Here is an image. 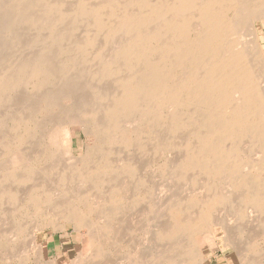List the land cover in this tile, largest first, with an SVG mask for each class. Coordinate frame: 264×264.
Returning <instances> with one entry per match:
<instances>
[{
	"label": "bare ground",
	"instance_id": "obj_1",
	"mask_svg": "<svg viewBox=\"0 0 264 264\" xmlns=\"http://www.w3.org/2000/svg\"><path fill=\"white\" fill-rule=\"evenodd\" d=\"M11 1H8L11 3L10 8L13 7L12 4L22 3L21 1L24 0ZM76 1L78 7L75 3L77 8L74 7L76 8L74 13L77 19L74 21L87 22L84 32L79 28L80 33L85 34L84 37L82 35L83 38L75 42L76 45L73 42V47H76L82 57L85 56L82 63L88 60L86 56L92 57L90 54L92 50L97 49L95 47L98 44L97 40L102 37L101 40H105L103 42L107 47L112 46L113 58L103 61L100 53L95 55L99 60L97 61L99 66L93 74H89L87 71L90 70L89 68L86 69V73L92 76L91 80H96V84L90 81V85L92 83L94 86L91 85L92 88L89 90L91 86L86 83L84 85L81 81L83 77L78 78L84 88L89 85L85 92L88 94L82 95L78 92L80 93L84 88L79 81H74L75 78L72 79L69 75L81 59L79 61L77 59L78 62L74 60L78 56L77 53H74L75 58H68L69 55H66L65 60H60L61 65L57 66V69L60 67L65 73L64 78L68 79L66 82L68 91L62 92L61 89L59 91L55 85L53 86L56 84V77L59 78L57 73L61 72L54 67L52 60L49 61L46 57L41 59L39 55L40 57H34L36 59L31 61L21 58L24 61L16 63L18 65L12 62L15 66L13 65L14 68L12 66L13 69L9 70L10 74L0 75V107L10 100L6 95L17 91L21 86L32 84L31 86L40 91L43 97L40 100V95H37L41 103L35 99V102L39 101L40 104L31 101L36 105L35 107L30 103L31 107L34 106L33 109H30V105H24L30 109L26 110L31 113L29 116L23 117V114H20L22 117L16 116L17 119L14 122L12 120L13 129L8 131V136H13L10 138L19 141L15 143V140H12L13 142L10 140L8 143V138L7 143L3 142L2 149L3 147L4 149L1 151L8 150L12 146L22 147V144L28 141L27 138H33V135L38 138L41 135L42 139L39 138L41 143L55 124H65L67 119L65 117L73 116L82 123L83 134L95 139V146H86L85 156L70 163V167H67L61 175L58 174L60 182L63 180L62 183L65 185L64 190L61 191L60 188L56 191L54 187H50V184L48 186L42 182L35 184L36 180L40 179L49 182L50 176L47 174L50 172L43 171L38 175L34 165L35 167H32L37 170L38 174H36V170L30 166L34 164L33 162L30 165L28 163L30 167L26 165L25 167L23 165L25 161L24 163L22 161L23 168L17 170L15 164L13 169L10 165L11 169L9 166V168L0 166V213H3L2 217L8 215L9 218H5L8 219L7 224L10 225L9 231L11 230L10 233L0 230V251L11 249L14 254L15 246L18 243L23 244L27 237L26 242L29 241V245L35 247L38 232L52 227L56 229L58 222L55 224L53 218H59L65 223L71 222L74 229L87 230L86 244L91 249L89 251H93L92 257H97L99 260L110 257L109 255L120 242L122 243L126 235L120 237L115 233L119 219H122V215L125 217L126 214L134 211L144 201V196L141 198L140 193L151 196L153 186L146 174H151L149 173L151 169L147 172L148 168L157 160H163L155 171H160L167 180L179 185L186 184L187 181L191 183L189 191L187 190L188 195L181 196V189L180 192L176 191L173 197L169 195L170 193L167 194L172 198L166 196V201L162 203L164 212L154 225L152 238L148 239L149 247L145 249L144 246L142 252H138L135 246L132 249L136 250L130 247L132 251L128 249L129 253L126 252L122 260H125L123 264H207L211 258L198 247L197 238L203 235L213 239L218 228L223 233V247L234 249L230 254L231 264H264V252L257 249L262 240L264 241V176H262L264 175V45L262 41L264 0ZM33 2L28 3L35 6L42 4L44 0H35L34 4ZM60 2L54 0L53 3L51 1L45 3V11L43 10L45 14L59 15L58 21L55 19L51 23L43 21L42 24L41 18L34 19V16L28 14L29 18L27 12L33 9L32 6L23 9L26 13L22 15L26 14L25 17L20 15L24 18H21L22 21L31 24L32 27L37 26L38 31L40 29L50 31L51 34L48 36V40L50 39L52 43L50 48H56L62 39L64 42L63 36L66 37L59 32L61 28H57L58 22L63 24L68 15L62 7L63 3ZM3 4H6V0H0V13L4 11L5 14L2 20L5 27L0 29L12 30L16 23L20 24L21 20L17 21L20 16L16 14L15 18L14 7L9 9V4H6L7 7L4 5L5 9H3ZM15 7L18 9V3ZM20 9L19 7L17 11ZM33 14L36 16L35 12ZM70 17L72 19V16ZM2 21L0 25L4 26ZM21 24L24 26V23ZM20 28L13 33L18 32ZM62 31L66 32L64 29ZM3 35L1 34L2 37ZM38 39L36 41H43L40 37ZM47 45L46 49L49 48ZM43 49L45 50V44ZM101 49L104 50L102 46ZM56 58L57 56L54 59ZM82 66L84 67L83 64L80 65ZM112 78L114 79L112 86L103 84L105 81L113 80ZM66 84L61 85L66 87ZM59 85L57 84V87ZM60 98L71 102L64 104L68 106L67 109L60 107L62 103L59 102ZM13 105H15L14 101ZM59 108L63 111L56 118L55 112L57 110L60 112ZM18 110L17 108L16 111ZM15 115L12 117L11 114V119H14ZM41 116L46 118L49 116L48 121H43L46 123L43 128L38 126L39 120H36V117L41 118ZM41 121L40 119V123L43 124ZM6 130L8 129L4 131ZM21 130L24 131L23 137L17 139L18 131ZM25 138L26 142H24ZM39 149L40 153L42 148ZM129 150L131 151L128 152ZM51 153L52 158H58L56 151ZM24 157L27 158L23 155ZM4 160L6 159H3V163ZM11 161L17 163L13 158ZM17 161L19 163V160ZM39 161L36 159V162ZM50 163L48 165H51ZM56 166L51 165L48 171H53ZM253 168H257L258 175L251 173ZM44 172L47 173L46 176H42ZM54 174L55 172L53 176ZM51 181L55 183L56 179ZM6 203L8 205L12 203L13 206H8L9 209ZM145 211L147 215L156 212L152 205L147 206ZM19 212H24V216ZM17 213L22 218L14 219L13 216ZM93 215L97 223L94 222ZM29 221H32V224ZM105 244L108 245V249H103ZM39 250L38 248L37 251ZM115 251L114 254L118 252ZM6 257L9 259L8 256ZM91 261L89 262L91 264L98 262ZM86 262L89 264L88 261Z\"/></svg>",
	"mask_w": 264,
	"mask_h": 264
},
{
	"label": "rangeland",
	"instance_id": "obj_2",
	"mask_svg": "<svg viewBox=\"0 0 264 264\" xmlns=\"http://www.w3.org/2000/svg\"><path fill=\"white\" fill-rule=\"evenodd\" d=\"M8 1L9 2H12L11 0H6V4H9V9H11V8H13L14 7V9H13V16L15 17V15L17 14V16H18V14H19V16L21 15V16H23V17H25L24 15H26V14H24V15H22V13H26V12H24L23 11V9L25 8H27V7H31L32 5H29V3H32L33 1L35 2V0H24V1H27V3L26 2H24V1H21L22 3H20V2H16V3H18V5H19V7L21 8L19 11H17L18 9H19V7H18V9L16 8L17 7V5H16V7H15V4H12V6L13 7H11L10 8V4L11 3H8ZM31 1V2H30ZM37 1V0H36ZM50 1H51V3H53L54 2V0H44V4L42 3V4H36L35 6H32L31 8H33V9H30L31 11H28L27 12V16H28V14L30 15V16H34V19H36V18H38V19H42V24H43V21H44V23H51L52 21L54 22L55 20H59V15H57V14H54L53 13V15H52V13L51 14H48V13H44V11H45V3H50ZM55 1H57V0H55ZM59 2H60V0H58ZM62 2H60V3H63V8H65V11L67 12H65L66 14H68L67 15V17H66V15L64 16V17H66L65 19H64V22H63V24L62 23H59L58 22V25H57V28L59 29V28H61V29H59V30H61V31H59L58 29H56L57 30V32L59 31V32H62V34L61 35H65L66 37H67V35L68 36H70V37H64L63 36V38H64V42H63V39H62V41L59 43L58 42V44H60V45H58L57 44V46H56V48L59 50L58 52H57V49L55 48V47H53V48H50V46H52V43H51V40L49 41L48 40V36L51 34L50 33V31H48L47 29H44V31H43V29H40L39 31H38V27L37 26H33L32 27V25L31 24H29V23H27V22H24V21H22V19H24L23 17H21L20 16V19H19V17L17 18V21L19 20H21V22H19L20 24V26L18 25V23H16L17 25V27L15 26V28L13 27V29L12 30H6V28L4 29H0V43L2 44V42H3V44L0 46L1 48H0V75H2V76H4L3 74H10V72L11 71H9V70H11V69H13L14 68V66L15 65H18L21 61H24V60H22V59H25V61L27 60V61H31V59L33 60H35L37 57H40L41 59H45V57L47 58V60L49 59V61H51L52 63H54V67L57 69V66H60L61 64L60 63H62V62H60V60L62 61V60H65L64 58H66L68 55V58H75L74 57V53H77V57L74 59L75 61H77V59H78V61H79V59H80V61L77 63L78 64V66L77 67H75L74 69H72L73 71H75L74 73H73V71H72V73L70 72L69 73V75H70V77H72V79H74V81H79V84L81 83V81L84 83V85H85V83H86V85L87 84H89L90 85V81L95 85L96 84V80L95 79H92L91 80V77L92 76H90L89 74H93L94 73V71L98 68V66H99V63L97 62V61H99L97 58H96V56H97V54L98 53H100L102 56H101V58L103 59V61H106L107 59V61H109V60H111V57L113 58V49H112V46L111 45H108V47L105 45V40L103 39V41L101 40L102 38H100V39H98L97 40V43L98 44H96L95 45V47L97 48V49H94V50H92V53L89 51V54H90V56H92V57H88V56H86L87 58H88V60L86 61H84V62H87L86 64H84V62L82 63V61L84 60V58H85V56L84 57H82L81 56V54H80V52H78V50L77 49H75L76 47H73L74 45V43L75 42H77V41H81V39L84 37V31H85V29H86V26H87V22L84 20H80L79 22H75L74 20H76L77 19V15H76V13H74L75 12V10H76V8L78 7V4H77V1L76 0H61ZM89 1V0H88ZM93 0H90V2H92ZM95 1V0H94ZM34 2H33V4H34ZM20 3V4H19ZM26 3V4H25ZM77 4V7L75 6L76 4ZM6 4H3L2 5V7H4V5H6ZM22 4V5H21ZM74 4V5H73ZM21 5V6H20ZM38 5H39V7H38ZM23 6V7H22ZM27 6V7H26ZM1 7V8H2ZM5 7H7V5L5 6ZM5 7L3 8V9H5ZM29 7V8H30ZM70 7V8H69ZM74 7H76V8H74ZM15 8H16V10H15ZM36 10H35V9ZM41 8V9H40ZM7 10H8V8H6ZM35 10V11H34ZM44 10V11H43ZM68 10H69V12H68ZM15 11H16V13H15ZM23 11V12H22ZM71 11V12H70ZM4 11H2L1 13H0V22L3 20V16L5 17V14L3 13ZM20 12H21V14H20ZM36 13V16H35V14H33V13ZM42 14H41V13ZM33 15H32V14ZM4 14V15H3ZM71 14V15H70ZM50 15H52V16H50ZM75 15V16H74ZM41 16V17H40ZM43 16V17H42ZM56 18H55V17ZM70 16H72V19H71V17ZM74 16V17H73ZM29 17V16H28ZM36 17V18H35ZM54 17V18H53ZM16 18V17H15ZM22 18V19H21ZM27 18V17H26ZM30 18V17H29ZM32 18V17H31ZM74 18V19H73ZM46 19V20H45ZM55 19V20H54ZM68 19V20H67ZM71 19V20H70ZM48 20H49V22H48ZM51 20V21H50ZM57 20V21H58ZM56 21V22H57ZM65 21H67V22H65ZM71 21V22H70ZM72 21H73V23H72ZM86 24H85V23ZM2 23L4 24V26H2V24L0 25L1 27L0 28H2V27H5V23L2 21ZM21 23H24V26L21 24ZM68 23H70V24H67ZM79 25H78V24ZM26 24H28L30 27H28V25H26ZM22 25V26H21ZM27 27H26V26ZM72 25H73V27H72ZM83 25H84V27H83ZM62 26V27H61ZM63 26L65 27V28H63ZM69 26V27H68ZM79 26V27H78ZM21 27V28H20ZM23 27H25V28H23ZM32 27V28H31ZM34 27H37V28H34ZM74 27H76L78 30H76ZM17 28L19 29L20 28V30L18 31V32H16L15 34L13 33V32H15L16 30H17ZM29 28H31V29H29ZM71 30H70V29ZM79 28H81V29H83L82 31V33H80L81 32V29H79ZM62 29H64L66 32L67 31H70V33L69 32H67V35H66V32H63L62 31ZM68 29V30H67ZM2 30H4V31H2ZM6 30V31H5ZM31 30V31H30ZM72 30H73V32H72ZM75 30V31H74ZM12 31V32H11ZM34 31V32H33ZM36 31V32H35ZM48 33V35H45V34H47L46 32ZM2 32V33H1ZM43 32H45L44 34H43ZM58 32V33H59ZM72 32V33H71ZM11 33V34H10ZM1 34L3 35V34H5V35H3V37L1 36ZM78 34H80L79 36H78ZM84 34V35H83ZM45 35V36H44ZM83 35V37H81ZM15 36H19L20 38H17V37H15ZM42 36V37H41ZM44 36V37H43ZM71 36H72V38H71ZM2 37V38H1ZM38 37H40V39L41 40H43V41H36V40H39L38 39ZM45 38V39H44ZM78 38H80V39H78ZM13 39H15L14 41H12ZM18 39V40H17ZM20 39V40H19ZM76 39V40H75ZM3 40V41H2ZM17 40V41H16ZM35 40V41H34ZM75 40V41H74ZM99 40H100V42H99ZM19 41V42H18ZM31 41H32V44H31ZM262 41H263V45H264V38L262 39ZM8 42V43H7ZM16 42H18V44L16 43ZM46 42H47V44H46ZM74 42V43H73ZM51 45H50V44ZM70 43V45H68ZM30 44H31V46H30ZM34 44V45H33ZM44 44H45V50L43 49L44 48ZM61 44H63V46L61 45ZM72 44V45H71ZM8 45V46H7ZM10 45V46H9ZM14 45V46H13ZM36 45H37V47H36ZM46 45H47V47H49V48H47L46 49ZM75 45H76V43H75ZM6 46V47H5ZM39 46H41V47H39ZM67 46H70V48H68ZM101 46L103 47V51H101L102 49H101ZM43 47V48H42ZM62 47V48H61ZM3 48V49H2ZM11 48V49H10ZM14 48H16V49H14ZM40 48H42V50H40ZM60 48V49H59ZM7 49V50H6ZM14 49V50H13ZM49 49H51V50H49ZM72 49H73V51H72ZM107 51H106V50ZM109 49V50H108ZM2 50H4V51H2ZM6 50V51H5ZM47 50V51H46ZM62 50V51H61ZM15 51H17L16 53H15ZM65 51V52H64ZM94 51V52H93ZM98 51V52H97ZM8 52V53H7ZM11 52H13V53H11ZM50 52V53H49ZM57 53L58 55H53V54H55V53ZM59 52H60V54H61V56H59L60 54H59ZM70 52V53H69ZM97 52V53H96ZM5 53V54H4ZM9 53H11L10 55H9ZM44 53V54H43ZM51 53H52V56H51ZM67 53H69V54H67ZM72 53V54H71ZM105 53V54H104ZM41 54H43V55H41ZM48 54V55H47ZM88 54V55H89ZM103 54H104V56H103ZM3 55H5V56H3ZM17 55V56H16ZM37 55V56H36ZM40 55V56H39ZM67 55V56H66ZM71 55V56H70ZM96 55V56H95ZM33 56V57H32ZM50 57V58H48V57ZM57 56V58H56V60L54 59L55 57ZM62 56H64V57H62ZM73 56V57H72ZM76 56V55H75ZM94 56H95V58H94ZM8 57V59H6ZM20 57V58H19ZM24 57H27V58H24ZM31 57V58H30ZM34 57H36V58H34ZM5 58V59H4ZM22 58V59H21ZM40 58H38V59H40ZM62 58V59H61ZM2 59H4V60H2ZM15 61H14V60ZM59 59V60H58ZM94 59L96 60V61H94ZM102 59H101V61H102ZM9 61V63H8V61ZM56 61V63H57V65H56V63H55V61ZM59 61V62H58ZM89 61V62H88ZM92 61V62H91ZM4 62H5V64H4ZM7 62V63H6ZM11 62V63H10ZM15 64H13V63ZM97 62V63H96ZM16 63H18V64H16ZM11 64V65H10ZM58 64H60V65H58ZM84 65V67L82 68V67H80V65ZM93 64V65H92ZM7 65V66H6ZM9 65V66H8ZM14 65V66H13ZM92 65V66H91ZM3 66V67H2ZM5 66L7 67V68H5ZM12 66H13V68H12ZM89 66V67H88ZM91 66V67H90ZM11 67V68H10ZM90 69V70H87L88 72H89V74H88V72L86 73V69ZM92 68V69H91ZM58 72H61V73H57V76L59 77L58 79H57V77H56V79H55V81H56V84H53V86L55 85V87L57 88V89H59V91H60V89H61V91L60 92H62V91H65V90H67L68 88H67V84H66V82L68 81V79L67 78H64V75H65V73L60 69V67H58ZM83 72H81V71ZM2 71H3V73H2ZM77 73H80V74H77ZM61 74V75H60ZM82 74V75H81ZM81 75V76H80ZM61 76V77H60ZM63 76V77H62ZM80 76V77H79ZM1 77V76H0ZM69 77V76H68ZM81 77H83V78H81ZM85 77V78H84ZM88 77H90V78H88ZM61 78V79H60ZM77 78V79H76ZM78 78H81V81H80V79H78ZM87 78V79H86ZM65 79V80H64ZM113 79V78H112ZM60 80V81H59ZM87 81H88V83H87ZM94 81V82H93ZM112 82V83H111ZM114 79L113 80H108V81H105V82H103V84L104 85H108V86H112L114 83ZM64 83V85L66 84V87L64 86V85H61V84H63ZM92 83H91V85H92ZM107 83V84H106ZM57 84L59 85H61V87H60V85L57 87ZM102 84V85H103ZM112 84V85H111ZM32 85V84H31ZM31 85H27V86H21L20 88H18L17 89V91L15 90V92L13 91V92H11V93H9L8 95H6L7 96V98H9L10 100L7 102V103H4V104H6L5 106H4V104H3V106H2V104H1V106L2 107H0V119H1V121H0V132H3V133H0V163L2 162V164H0V166H6L5 168H9L10 166L12 167V169H13V167L15 168V165H17V167L15 168V170H17V168L18 169H21V168H23L22 167V164L24 163V161H25V163L23 164L24 166L26 165L27 167L30 165V164H32V162L34 163V164H32V165H30L31 167L32 166H34L37 170H38V173H37V170L34 168V167H32L34 170H36V174H38V175H40V173H43V171H46L47 173H49V174H47V173H45L44 172V174L42 175V176H46V174L47 175H49L50 176V179H49V182H47V181H38V180H36V182H35V184H37V183H43V184H47V186L50 184V187H54V189H56V191L59 189V191H61V189L62 190H64L63 188H65L64 186V184L62 183V181L63 180H61V182H60V176H58V174L59 175H61L65 170H66V168L67 167H70V163H73V162H76V160L79 158V159H81V158H83V156H85L84 154H85V151H86V149L85 148H87L86 146H91V147H93V146H95V139L93 138V137H90V136H85V134H83V132H84V130H83V132H82V129H83V125H82V123L79 121V119L76 117V116H73V117H65V118H67V119H69V120H67L66 119V123L65 124H60V125H58V124H55V126H54V128L48 133V135L46 136V138H44V140H41V143L43 142V143H45L44 145H43V143L41 144L40 143V139H42L41 138V135H39V138H38V136H35V135H33L34 137L33 138H27L28 139V141L26 142V138H25V141L24 142H26V143H24V144H22V147H20L21 145H19V146H16V147H14V146H12L11 148H8V150H9V153H7L8 152V150L6 151H1V149H2V145H3V142H5V143H7L8 141H10L11 140V142H13L12 140H15V139H11L8 135H9V132L11 131V129H13V126H12V124H13V122H14V120H16L17 119V117H24V116H29L31 113L30 112H28V111H26V110H30L32 107H36V105L34 104V103H37V102H35L36 100H39V97H40V100H41V97H43V95L41 96L40 94H42V93H39L40 91H38L35 87H33V86H31ZM52 85V84H51ZM80 85H82V87L84 86L83 84H80ZM89 85H88V87H89ZM90 85V86H91ZM94 85H92V86H94ZM52 86V87H53ZM92 86L91 87H89V90H91L90 88H92ZM23 87V88H22ZM55 87H53L54 89H55ZM88 87H83L84 89H80L81 90V92L79 93L78 92V94H83V93H85L86 92V88L88 89ZM22 88V89H21ZM25 88V89H24ZM28 90H27V89ZM33 88V89H32ZM47 88V87H46ZM45 88V89H46ZM48 88H50V85H48ZM47 88V89H48ZM62 88H65V89H62ZM32 89V90H31ZM44 89V90H45ZM56 89V90H57ZM18 90H19V92H18ZM50 90H51V88H50ZM50 90H48V91H50ZM79 90V91H80ZM35 91H37V92H35ZM68 91V90H67ZM28 92H30V93H28ZM33 92V93H32ZM88 92V91H87ZM37 93V94H36ZM91 92H89V94H90ZM14 94V95H13ZM34 94V95H33ZM63 94V93H62ZM85 94H88V93H85ZM17 97H16V96ZM39 97H38V96ZM80 95V96H81ZM10 96V97H9ZM14 98H13V97ZM35 97V98H34ZM17 98V99H16ZM24 98H26V99H24ZM29 98V99H28ZM32 100H31V99ZM28 99V100H27ZM36 99V100H35ZM63 98H60V100H59V102L61 101L62 103H61V106L60 107H63L64 108V110L65 109H67L68 108V106H65L64 104H66V102H67V104H70L71 102H69V101H65V100H62ZM14 101V104L15 105H13V101ZM39 100V101H40ZM26 101H28V102H26ZM31 101H33V102H31ZM39 101H38V103H39ZM63 101H64V103H63ZM16 102H17V104H16ZM20 102V103H19ZM11 103V104H10ZM19 103V104H18ZM24 103H27V104H24ZM30 103H32V104H34V106L32 105V107H31V104ZM37 103V104H38ZM40 103H41V101H40ZM39 103V104H40ZM9 104V105H8ZM19 105V106H18ZM23 105V106H22ZM24 105H27V106H29L30 107V109H28V107L27 106H25L24 107ZM64 105V106H63ZM16 107V108H15ZM19 107H21V108H19ZM66 107V108H65ZM17 108L19 109L18 111H16L17 110ZM11 109V110H10ZM14 109H16V110H14ZM33 109V108H32ZM24 110V111H23ZM59 110H60V112L57 110V112H55V113H57L58 114V116H57V114L55 115V117L57 118V117H59L61 114H62V112L61 111H63L61 108H59ZM9 111H12V112H10L9 113ZM14 111V112H13ZM15 111H16V115H15ZM20 111V112H19ZM25 111H26V113H25ZM7 112H8V114H7ZM23 112V113H22ZM27 112H28V115H27ZM59 112V113H58ZM61 113V114H60ZM11 114H12V117H14V115H15V118L13 119H11ZM22 116H21V115ZM26 114V115H25ZM7 115H9L8 117H7ZM3 116V117H2ZM5 116V117H4ZM17 116V117H16ZM38 116V115H37ZM43 116V115H42ZM41 116V118L40 117H36V120H39V122H37L38 123V126H42V128L46 125V123L45 122H43V121H48V118H49V116L46 118V116H44V117H42ZM7 117V118H6ZM10 117V118H9ZM4 118V119H3ZM8 118H9V120H8ZM18 118V119H19ZM43 118H45V119H43ZM56 118H55V120H56ZM40 119L42 120L41 122H43V124L42 123H40ZM77 119V120H76ZM8 120V121H7ZM12 120H13V122H12ZM76 120V121H75ZM12 122V123H11ZM80 122V123H79ZM3 123V124H2ZM5 124V125H4ZM3 125V126H2ZM127 125V124H126ZM125 125V126H126ZM130 125V124H129ZM5 126V127H4ZM7 126V127H6ZM60 126V127H59ZM12 127V128H11ZM1 128H2V130H1ZM8 129V130H6V131H4L5 129ZM9 131V132H8ZM39 132V131H38ZM18 133L20 134H18V137H20V136H22L23 134H24V131H18ZM38 134H40V132L38 133ZM16 135V134H15ZM17 137V139H21L22 137H20V138H18ZM32 137V136H31ZM9 138V139H8ZM8 139V140H7ZM39 139V140H38ZM6 140H7V142H6ZM91 140V141H90ZM16 141V142H15ZM14 142L15 143H18V141L19 140H15ZM37 141H39V142H37ZM90 142V143H89ZM9 143V142H8ZM40 144V145H39ZM89 144V145H88ZM5 145V144H4ZM43 146V147H42ZM48 146H50V147H48ZM17 147H19V149L17 148ZM39 148H42L41 149V152L39 153V151H40V149ZM52 148V149H51ZM3 149H4V147H3ZM2 149V150H3ZM13 149V150H12ZM49 150V152H48V150ZM45 150V151H44ZM15 151V152H14ZM19 153H18V152ZM51 151L54 153L55 151H56V153H57V155H56V157H58V158H52L51 157V155H52V153H51ZM131 150H129L128 152H130ZM5 154H4V153ZM128 152H126L127 154H128ZM132 152L134 153V151L132 150ZM131 152V153H132ZM1 153H3V154H1ZM15 153V154H14ZM16 153H17V155H16ZM21 153V154H20ZM34 153V154H33ZM44 153V154H43ZM50 155H49V154ZM55 153V154H56ZM125 153V152H124ZM125 153V154H126ZM27 154H28V156H27ZM38 154H40V155H38ZM46 154V155H45ZM60 154V155H59ZM9 155V156H8ZM19 155V156H18ZM23 155L24 156H26L27 158H25L26 160H27V162H26V160L23 158ZM31 155H32V158H31ZM39 157V158H37V156ZM11 156H13V157H11ZM17 156V157H16ZM33 156H35V157H33ZM41 156H43L42 158H41ZM45 156H48V157H45ZM49 156L52 158H49ZM114 156H116V155H114ZM113 156V157H114ZM60 157H62V158H60ZM15 159L16 160V162L17 163H15V161L14 162H12L11 161V159ZM24 160H23V159ZM41 158V159H40ZM44 158V159H43ZM45 158H46V161H45ZM49 158V159H48ZM72 158H74L73 160H72ZM254 159H255V157H253ZM252 158V159H253ZM3 159H6V161L4 160V163H3ZM33 159V160H32ZM36 159H37V161H39V160H41V161H39V162H36ZM54 159V160H53ZM12 162H10V161ZM17 160H19V163H18V161ZM30 160V161H29ZM48 160V161H47ZM50 160V161H49ZM22 161H23V163H22ZM29 161V162H28ZM54 161H55V164H54ZM45 162V163H44ZM49 162H51L50 164L52 165V166H54L55 167V165H57L56 166V168L55 169H53V171L52 170H50V171H48L49 169H50V167H51V165H48L49 164ZM162 162H163V160L161 161V160H157L153 165H152V167H150V168H148L149 170L147 171V172H149L150 171V169H151V172H149V173H151V174H146V172H144L143 171V173H145L149 178H150V181L152 182L151 183V185L153 186V188H152V190H151V196H145L144 194H141L140 193V197L141 198H143V196H144V201H142V203L138 206V208H140V209H138V208H136L134 211H132V212H130L129 214H126L125 215V217H124V215H122L123 217H122V219H119V221L120 222H118V225H117V227H116V231H118V232H116L115 231V233H117V236H123L124 234H126V235H124V238H123V241H122V243L120 242V244H119V246H117V247H115L116 249H114L113 250V253H111L109 256L110 257H107V258H100L101 260H99L97 257H92L94 254H93V251H89V250H91V249H89L88 247H87V244H86V239H87V236H88V232H87V230L86 229H74L73 228V225H71V222H67V223H65V221H62V220H60L59 218L57 219V218H53L54 219V223L55 224H57L56 222H58V224H57V226H56V229L55 228H47V229H45V230H40L39 232H38V234H37V241H36V244L34 245L35 247H33V245L31 244V245H29L30 244V242L29 241H27L26 242V240H27V238H25V242H23V244L22 243H18V245H16L15 246V248H16V250H15V248H14V250H15V253L14 254H12L13 252L11 251V249H8V250H5V251H0V264H6L5 262H7V264H23V261H24V264H86L87 262L86 261H88V263L92 260L91 259V257L93 258V262L94 261H98V262H100V264H123V262L125 261H122L123 259H124V257L126 256V252L127 253H129L128 251L130 250V252L133 250V249H137V251L138 252H142L143 250H144V246H146L145 247V249H147L148 247H149V245L148 244H150L149 242V240H151V238H152V233H154V229H155V224H156V221H159L160 220V217L163 215V212H164V202L166 201V199H167V197H169V198H172L173 196V194L174 193H176V191L177 192H182V193H180V195L181 196H183V197H186V194L188 195V192H187V190L189 191V188H190V185H191V183L189 184L188 183V181L186 182V184H184V183H181L180 185L178 184V183H175V182H173L172 180V184H171V181L170 180H167L166 179V177H163V174L159 171V172H157V171H155V169L157 168V167H159L160 166V164H162ZM27 163V164H26ZM28 163H29V165H28ZM39 163V164H38ZM47 163V164H46ZM69 164V166H66L67 164ZM157 163V164H156ZM15 164V165H14ZM43 164V165H42ZM46 166H45V165ZM10 165V166H9ZM159 165V166H158ZM9 166V167H8ZM25 166V167H26ZM29 166V167H30ZM38 166V167H37ZM154 166V167H153ZM11 167L9 168V169H11ZM20 167V168H19ZM48 169H47V168ZM54 167H52V168H54ZM51 168V169H52ZM42 169V170H41ZM47 169V170H46ZM254 169L256 170V171H254ZM41 170V171H40ZM40 171V172H39ZM152 171H155V172H152ZM51 172H55V176H53V173H51ZM57 173V174H56ZM154 173V174H153ZM160 173V174H159ZM251 173L252 174H254V175H258L257 173H258V171H257V168H253V170L251 169ZM53 176V178H52V176ZM151 175V176H150ZM155 176H156V179H155ZM160 176V177H159ZM262 176H264V175H262ZM55 177V178H54ZM62 177V176H61ZM163 177V178H162ZM59 178V179H58ZM51 179H53V181H55V179H56V181H57V183H56V181H55V183L54 182H52L51 181ZM167 180V181H166ZM58 181H59V183H61V184H59L58 183ZM165 181V182H164ZM47 182V183H46ZM64 182V181H63ZM169 182V183H168ZM189 185H188V184ZM32 184H34V183H32ZM56 186H55V185ZM157 185V187H155L156 185ZM174 184V185H173ZM183 184L185 185V186H183ZM60 187H59V186ZM58 186V187H57ZM181 186V187H180ZM25 187V186H24ZM176 187V188H175ZM21 189V188H20ZM53 189V190H54ZM177 189V190H176ZM179 189H181L180 191H179ZM156 192H155V191ZM167 190L169 191V192H167ZM183 190V191H182ZM55 191V192H56ZM185 191V192H184ZM164 192H167V193H164ZM187 192V193H186ZM57 193H59V192H57ZM56 193V194H57ZM157 193V194H156ZM170 193V194H169ZM172 193V194H171ZM153 194V195H152ZM156 194V195H155ZM159 194V195H158ZM163 194H166V195H163ZM167 194H169L170 196H172V197H170V196H168ZM142 195V196H141ZM155 195V196H154ZM162 195V196H161ZM157 196V197H156ZM159 196V197H158ZM167 196V197H166ZM196 196V195H195ZM146 197V198H145ZM165 199H164V198ZM151 198V199H150ZM162 198V199H161ZM197 198V197H196ZM145 199H147V200H149L148 202H149V205H152L154 208H155V213H151V214H149V215H147V213H146V207L147 206H149L148 205V202H147V200L145 201ZM164 199V200H163ZM162 200V201H161ZM160 201V202H159ZM157 203V204H156ZM163 203V204H162ZM10 205H8V203H6V207H12L13 205H11L12 203H9ZM157 205H159V206H161V207H159V206H157ZM163 205V206H162ZM8 207V208H9ZM160 208V210L158 211V209ZM10 209V208H9ZM138 209V210H137ZM21 215L24 213H22V212H19ZM19 213H17V215H15V216H13V218L14 219H18V218H22V216H24V214L22 215V216H20V214ZM40 213V212H39ZM157 213V214H156ZM161 213H162V215H161ZM3 214V213H2ZM1 213H0V230L2 231V232H7V233H10V231H9V228H10V225H8L7 224V222H8V219L7 218H5V217H8V215L7 214H4V215H7V216H4V217H2L1 215H2ZM160 214V215H159ZM19 215V216H18ZM152 215V216H151ZM155 215V216H154ZM18 216V217H17ZM159 216V217H158ZM12 217V216H11ZM120 218H121V216H119ZM157 217H158V219H157ZM2 218H4L3 220H2ZM9 218V217H8ZM92 218H93V220H94V222L95 223H97L98 221H97V219L94 217V215L92 216ZM92 218H91V220H92ZM123 218H124V220H123ZM5 219H7V221L5 220ZM11 219V218H10ZM96 219V220H95ZM156 219V220H155ZM60 220V221H59ZM92 220V221H93ZM3 221V222H2ZM123 224H122V223ZM29 223L30 224H32V221H29ZM29 223L27 224V226L29 225ZM117 223V222H116ZM121 225H120V224ZM59 225V226H58ZM63 225H66V226H64L63 227ZM68 225V226H67ZM122 227V228H121ZM64 229V230H63ZM118 229V230H117ZM57 230V231H56ZM79 230V231H78ZM153 231V232H152ZM121 235H120V234ZM222 232L219 230V228L216 230V232H215V238H213V239H211V237H208V236H203V235H200V236H198V238H197V241H198V247L199 248H201L203 251H204V254L206 255V256H208L209 258H211L209 261H208V263L207 264H231L229 261H230V258L232 257L230 254H232L233 252H234V249H232V248H224L223 247V240H222ZM27 236V235H26ZM149 237V238H148ZM207 237V238H206ZM200 238V239H199ZM149 239V240H148ZM203 239V240H202ZM209 239H211V240H209ZM24 240V239H23ZM135 240V241H134ZM208 240V241H207ZM148 242V243H147ZM200 242V243H199ZM209 244H208V243ZM25 243H27V244H25ZM139 244V245H137V244ZM20 244V245H19ZM136 244V245H135ZM24 245H26V246H24ZM30 246V247H29ZM135 246V248H133L132 249V247H134ZM137 246V247H136ZM148 246V247H147ZM40 249L39 251H37L38 250V248ZM131 247V249H129ZM140 247V248H139ZM259 247H261L260 249H262V250H260L259 249ZM37 248V249H36ZM139 248V249H138ZM224 248V249H223ZM103 249H108V245L107 244H105V246H104V248ZM118 249V250H117ZM129 249V250H128ZM135 249V250H136ZM141 249H143V250H141ZM259 251H261V252H264V241L262 240V243H260V245H258V248H257ZM4 250V249H3ZM13 250V249H12ZM116 250V251H115ZM120 250V251H119ZM141 250V251H140ZM38 252V255H36L37 254V252ZM114 251L115 252H117V253H115L114 254ZM40 252V253H39ZM91 252V253H90ZM260 253V252H259ZM86 254V255H85ZM261 254V253H260ZM259 254V255H260ZM9 255H10V257H9ZM228 255H230V257L228 256ZM6 256H8V258L9 259H7V257ZM13 257V258H12ZM226 257H229V258H226ZM3 258V259H2ZM4 258H6V259H4ZM90 258V259H89ZM36 259H38V260H36ZM89 259V260H88ZM112 260L113 262H110V260ZM23 260V261H22ZM109 262H108V261ZM26 261V262H25ZM37 261V262H36ZM91 261V262H92ZM102 261H104V262H102ZM105 261H106V263H105ZM9 262V263H8ZM22 262V263H21ZM92 262V263H93ZM98 262H96V264H98ZM102 262V263H101ZM108 262V263H107ZM125 263V262H124ZM89 264H91V263H89ZM95 264V263H94Z\"/></svg>",
	"mask_w": 264,
	"mask_h": 264
}]
</instances>
